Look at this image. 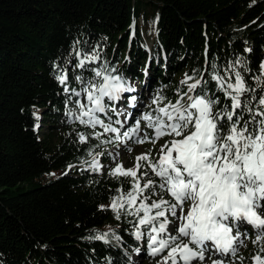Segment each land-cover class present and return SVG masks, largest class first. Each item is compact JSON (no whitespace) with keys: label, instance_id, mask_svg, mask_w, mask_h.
<instances>
[{"label":"trees","instance_id":"1","mask_svg":"<svg viewBox=\"0 0 264 264\" xmlns=\"http://www.w3.org/2000/svg\"><path fill=\"white\" fill-rule=\"evenodd\" d=\"M76 50L82 55L71 58ZM85 52L100 59L80 68ZM206 55L218 69L241 60L258 96L264 0H0V264H136L138 252L147 254L134 235L136 217L117 219L109 207L113 190L127 192L130 183L109 175L111 168L91 167L97 152L110 165L120 141L111 133L104 142L79 141L80 133L102 130L69 114H76L74 93L96 79L93 69L106 67L127 86L148 82L163 107L186 90V74L211 76ZM62 72L64 85L55 79ZM99 234L106 242L94 239ZM255 245L264 258V241Z\"/></svg>","mask_w":264,"mask_h":264},{"label":"snow or ice","instance_id":"2","mask_svg":"<svg viewBox=\"0 0 264 264\" xmlns=\"http://www.w3.org/2000/svg\"><path fill=\"white\" fill-rule=\"evenodd\" d=\"M81 55L76 50L71 58ZM99 59L98 53L89 56L85 52L78 66L83 68L85 61ZM206 64L212 73L207 80L203 74L200 79L186 74L181 82L186 90L178 93L174 103L168 101L161 107L164 97L157 96L153 100L155 107L127 127V114L122 121L113 120L109 113L117 112L113 102L132 89L106 67L93 69L96 79L84 89L87 103L77 100L78 114L69 113L80 124L102 130L89 136L80 133L81 143L93 136L104 142L101 138L109 133L114 134L116 141L125 139L136 144L174 137L160 147L158 161L144 153L136 157L134 169L116 164L109 172L113 178L124 177V183H130L127 192L123 185L113 190L117 194L110 209L117 219L122 213L136 217L135 238H144L152 256L167 250L160 264L203 262L205 253L211 256L213 252L234 257L237 243H242L240 236H247L248 226L257 232L254 244L264 241V218L258 214L264 213V62L260 74L253 77L260 84L258 96L254 95L257 89L245 83L242 71L248 69L241 60L218 69L206 55ZM55 79L64 85L69 75L62 72ZM211 82L216 83V90L210 89ZM217 92L222 93L226 103L221 102ZM74 94L80 96L79 92ZM142 121L153 130V136L147 131L141 136ZM98 155L97 152L92 158L94 171L107 167L96 159ZM165 193L166 199H154ZM187 204L190 207L185 214ZM94 239L106 242V234ZM253 261L264 264L261 255L254 256ZM213 264L221 261L217 259Z\"/></svg>","mask_w":264,"mask_h":264},{"label":"rangeland","instance_id":"3","mask_svg":"<svg viewBox=\"0 0 264 264\" xmlns=\"http://www.w3.org/2000/svg\"><path fill=\"white\" fill-rule=\"evenodd\" d=\"M127 82V87L132 89V91L128 92L130 97L128 98L127 103L120 102L118 104V107H115L117 109V112L109 113V115L112 116L113 120L120 119L122 121L125 119L124 114H127L128 123L125 125V127L131 125L136 118H139L143 113H147L149 109L155 107L153 105V92L148 88V82H146L145 80H143L142 82H138L137 80H129ZM84 89L82 91H78L80 93V96L77 98V100L87 103L86 93L84 92ZM123 130L124 129H121V132H123ZM145 131L149 132L145 126V122L142 121L140 125V132L142 137ZM149 133L151 134V136L154 135L153 130ZM173 138L174 137L172 136H167V139L163 141L162 137L157 142H146L144 144H136L134 141L121 139L120 144L114 146L111 149V160L109 163L110 165L105 164L107 166L105 168L113 169L115 168L116 164H122L124 169H134L136 164V157L144 153L150 154L151 158L154 161H158L159 155H161V153L159 152L160 147L164 145L166 141H170ZM58 174L59 172L55 171L51 173L52 176H56ZM189 207L190 204L185 205V214ZM260 215H264V213H260ZM248 227L253 228L250 226ZM241 231L243 232L244 230L242 229ZM255 239L256 235L251 236L249 234V231L247 230V236H240V240L242 241V243H237L236 245V256L233 257L228 255H220L215 252H213L211 256H208V254L205 253L206 259L203 262L195 261L194 264H213V261L217 259L221 261V264H245L250 262L254 264L253 257L258 255L257 245L253 243ZM183 242L186 243L187 240L185 239ZM166 255L167 250L160 255L152 256L150 254V249H148L146 255L138 252V256H136L135 261L136 264H160L162 256ZM241 257H243L242 260Z\"/></svg>","mask_w":264,"mask_h":264}]
</instances>
